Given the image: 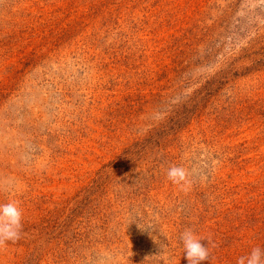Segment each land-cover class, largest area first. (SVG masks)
<instances>
[{
  "label": "rangeland",
  "instance_id": "374dc122",
  "mask_svg": "<svg viewBox=\"0 0 264 264\" xmlns=\"http://www.w3.org/2000/svg\"><path fill=\"white\" fill-rule=\"evenodd\" d=\"M11 200L0 264H187L186 228L203 264L264 249V0H0Z\"/></svg>",
  "mask_w": 264,
  "mask_h": 264
},
{
  "label": "clouds",
  "instance_id": "9594fccd",
  "mask_svg": "<svg viewBox=\"0 0 264 264\" xmlns=\"http://www.w3.org/2000/svg\"><path fill=\"white\" fill-rule=\"evenodd\" d=\"M166 175L171 183L183 187L186 177L184 169L171 166ZM22 228V210L19 201L11 200L7 203H0V251L7 248L9 242L15 244L20 240ZM180 240L187 264H203L212 258L208 245L201 243L203 239L198 237L191 228H186L180 234ZM214 247L216 245L212 244V248ZM237 264H264V249L253 248L249 255L239 257Z\"/></svg>",
  "mask_w": 264,
  "mask_h": 264
}]
</instances>
